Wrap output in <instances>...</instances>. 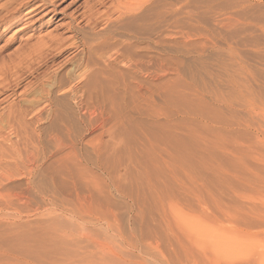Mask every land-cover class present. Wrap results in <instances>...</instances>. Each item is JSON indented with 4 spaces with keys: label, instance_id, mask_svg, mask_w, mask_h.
<instances>
[{
    "label": "bare ground",
    "instance_id": "6f19581e",
    "mask_svg": "<svg viewBox=\"0 0 264 264\" xmlns=\"http://www.w3.org/2000/svg\"><path fill=\"white\" fill-rule=\"evenodd\" d=\"M68 1L71 2L66 9L75 7L83 0H9L3 6L7 15L0 16V37L5 31L17 26H22L21 33L25 32L29 24L42 14L66 16L67 12H59V7ZM208 1L211 0H84L69 15L71 21L67 30L76 34L72 37L73 43L70 44L62 36H47L27 49L25 58H30L31 62L34 57L48 59L49 56L45 57L46 51L62 49L66 42L81 54L78 64L69 73L72 85L66 90L64 99L54 102L49 96V100L41 103L39 98L40 102L31 106L30 113L35 114L33 119L36 124L50 122L51 125L62 126V134L67 137L81 127L83 133H79V137L74 139L70 137L69 146H65L62 139L58 138V156L52 164H47L46 156L28 152L27 149L26 155L22 157L19 143L3 134V130L12 128L14 123L28 124V121L20 122L28 110L17 103L19 112L23 114L16 119L14 103L7 107L6 114H0V209L13 206L18 211V204L26 206L24 198H18L16 194H8L4 190L5 182L15 177L12 165L18 171H23L30 189L38 191L47 206V213L41 215L36 222L33 221L35 224L31 223L32 226L29 223H17L23 219L21 215H17L13 217L14 227L5 228L3 231L6 234L0 233V264H118L123 257L116 248L121 250L125 248L124 245H133L131 240L138 232L137 225L143 219L142 207L147 203L153 207L160 204L162 207L161 221L154 228L155 236L158 238L159 235L173 249V255L165 258L163 264H190L187 246L197 244L196 239L191 237V223L184 221L181 210L187 208L183 205H190V197L196 188L197 197L205 203L203 212L197 219L204 223L210 222L207 219L210 216L206 205L207 197L192 180H184L187 178L184 171L191 170L195 161L185 145L196 138L192 130L175 119L178 116L176 106L170 114L146 113L145 107L149 105L142 92L146 88L150 65H156L152 67L158 72L162 68L157 66L164 65L167 60L163 56L148 54V44L151 41L149 33L160 39L166 35L165 29L168 27L171 30L168 36L171 45L173 49L177 48V30L183 26L181 15H185V27L190 29L195 15L202 13L200 11L204 10L203 7H207L203 3ZM81 9H84L82 14L75 17ZM205 10V13L209 11ZM79 18L84 19L90 27L93 26L94 30L101 23L105 27L102 28L103 34H94L93 39L78 38L80 41L74 42L75 36L83 31L82 28L81 31L78 30V24L76 26ZM68 43L66 45L69 47ZM163 43L165 40L157 41L156 45ZM20 71L16 73L19 75ZM48 77L54 80L52 82L58 81L57 75ZM23 78H20L21 82ZM18 79L14 88L7 86L14 97L20 85ZM50 79L48 80L51 82ZM171 82L158 88L164 92L166 106L173 104L174 99L178 98L172 92L175 82L172 85ZM53 86L50 85L51 89ZM154 93L157 95V90H154L153 95ZM3 94L5 93L1 92L0 96ZM10 94L7 96H11ZM7 96L4 99H8ZM153 97H150L151 105L156 103ZM129 100L134 103L132 106L129 105ZM43 111L48 112L47 117H43ZM94 131L100 133L87 143L91 152L84 156L78 144L81 143V137ZM37 135V145H40V134ZM104 136L108 137L107 141ZM2 142L8 143V148L3 147ZM258 157L260 162H264V153ZM44 180H48L51 186L48 192L42 187ZM63 192H68L69 197H61ZM117 197L125 201L129 212V238L122 239L116 233L114 208ZM188 230L193 239L189 238ZM116 237L122 239L120 242L124 245L117 243ZM181 251L184 253L182 263Z\"/></svg>",
    "mask_w": 264,
    "mask_h": 264
},
{
    "label": "rangeland",
    "instance_id": "374dc122",
    "mask_svg": "<svg viewBox=\"0 0 264 264\" xmlns=\"http://www.w3.org/2000/svg\"><path fill=\"white\" fill-rule=\"evenodd\" d=\"M8 1L0 0V16L7 15L3 6ZM83 1L73 8L66 9L71 1L59 7V12L64 10L67 12L66 16L57 17L56 13L42 14L29 24L25 32L21 33L22 26H17L5 31L0 37V84H2L0 93H5L0 96V114L3 112L6 114L7 107L14 103H16L13 105L14 109L17 110L16 119L23 114L19 112V106L28 110L27 117L24 116L20 121L21 123L28 121V124L14 123L12 128H5L3 134L10 136L13 142L19 143L22 157L26 155L27 149L28 152L46 156L48 158L46 163L52 164L60 148L57 139L61 138L63 144L69 146L70 137L74 139L79 137V133H83L81 127L76 133H69L71 136L67 137L62 134L64 130L62 126L51 125L50 122L36 124L33 119L35 114L30 113L31 106L39 103L40 99L41 103L49 100V96L51 101H62L65 93L67 94L66 90L72 85L69 73L82 56L76 48L70 47L73 43L72 37L76 34L67 29L71 21L69 15L74 13ZM201 5L200 8L203 5L207 6L203 7L204 10L210 5V9H206L209 10H205L206 13L204 10L200 11L204 14L195 15L190 29H186V17L183 18L185 15H181L183 26L177 30L179 33L177 48L173 49L171 45L168 37L171 30L169 31L168 27L165 29L166 33H162L166 34L162 36L164 39L149 33L151 44L148 46L152 52L148 48V54L163 56L167 60L164 65L157 66L162 68L158 72L152 67L156 65H150L146 88L142 92L149 105L145 107V111L157 115L170 114L174 112L176 106L178 116L175 119L192 130L196 138L189 140L185 145V149L195 157V161L191 170L184 171V175L187 176L184 180H192L198 186V190L201 189L202 194L207 197L206 205L210 214L207 219L210 222L204 223L197 219L203 212L205 203L197 197L196 188L190 197V205H183L187 208L181 210L184 221L187 224L191 223L192 236L189 230L188 236L194 237L197 244L187 246L190 264H264V162L258 159V156L264 153V0H211ZM83 11L84 9H81L75 17ZM86 23L84 19L79 18L76 26L78 24L80 27L78 30L81 31L82 28L83 31L75 36L74 42L79 40L78 38L93 39L95 35L103 34L104 26L100 25L101 23L95 30ZM47 36H62L68 39L70 44L68 42L66 44L68 43L69 47L65 44L57 51L56 49H51L49 53L46 51L45 57L49 56L48 59L44 58L46 61L34 57L32 64L30 58H25L27 49L36 45L40 38ZM27 40L29 43L26 44ZM162 40H165V43L156 45L157 41ZM28 65L30 68L34 67L31 69H34L33 72L28 70L30 69ZM14 70L16 72L21 70L20 76ZM13 71L18 76L14 77ZM54 75L58 77L56 83L48 77ZM2 76L7 78L4 79ZM22 76L24 78L21 82ZM13 78H19L20 83L15 97L12 91L7 89L8 85L14 88L17 80ZM29 82L32 84L29 85ZM170 82L171 85L175 82L172 92L178 98L174 99L173 104L166 106L164 92L158 88ZM50 85L51 87L54 85L55 88L53 86L51 89ZM4 86L6 87L3 88ZM154 90H157V95L155 93L153 95ZM23 93L25 96H22ZM8 94L11 96H7ZM6 96L9 98L4 99ZM152 96L156 102L154 105H151L150 101ZM133 104L129 100V105ZM43 113V117L48 116L47 111ZM161 120H164L163 116ZM98 133L100 131H94L81 137L78 148L84 156L91 152L87 143ZM37 134H40V145H37ZM104 140L107 141L108 137L104 136ZM2 145L8 148V143L2 142ZM11 169L15 177L5 182L4 190L6 189L5 192L8 194L24 198L26 206L18 204V211L13 206L0 209L2 234H6L3 231L5 228L14 227V216L21 215L23 218L17 223L31 225L33 221L47 213L42 196L38 191L30 189L28 178L23 171H18L19 169L13 165ZM43 182L42 187L48 192L51 186L48 180ZM204 186L207 188H203ZM61 197H69V193H61ZM161 209L160 204L153 207L147 203L142 207L143 219L139 221L138 232L131 240L133 245L128 247L120 240L123 237L129 238L130 235L129 212L125 201L117 197L114 208L116 233L122 236V239L116 238L117 243L125 246L121 250L116 248L123 257L118 264H163L165 258L173 255V249L162 241L159 235L158 238L155 236L154 228L161 221ZM190 236L189 238L193 239ZM180 259L181 263L184 262L183 251Z\"/></svg>",
    "mask_w": 264,
    "mask_h": 264
}]
</instances>
